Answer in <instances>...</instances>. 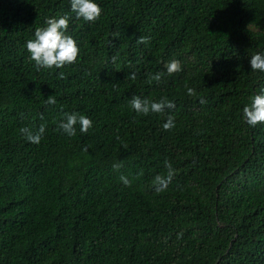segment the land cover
<instances>
[{"label":"trees","instance_id":"obj_1","mask_svg":"<svg viewBox=\"0 0 264 264\" xmlns=\"http://www.w3.org/2000/svg\"><path fill=\"white\" fill-rule=\"evenodd\" d=\"M95 2L86 22L70 0H0V264H264V123L243 116L264 88L249 63L264 53V0ZM65 14L78 62L37 70L26 41ZM133 96L175 108L145 116ZM65 112L93 127L69 137ZM41 124L39 144L20 132ZM165 160L175 175L158 191Z\"/></svg>","mask_w":264,"mask_h":264},{"label":"clouds","instance_id":"obj_2","mask_svg":"<svg viewBox=\"0 0 264 264\" xmlns=\"http://www.w3.org/2000/svg\"><path fill=\"white\" fill-rule=\"evenodd\" d=\"M70 6L76 19H83L86 22L97 21L103 13L102 7L96 3L95 0H70ZM70 19L71 18L67 14L59 16V18L50 17L45 21L46 26L37 27L35 29L34 38L26 41V49L37 70L60 69L78 62L80 53L79 45L73 36L68 34ZM148 41L149 37L145 36H141L137 39V43H147ZM112 61L115 63L116 56L112 57ZM249 63L253 72H264V53H255L251 56ZM164 67L169 76L182 71L181 62L178 59H172L166 62ZM164 74L163 72H158L154 75H149V83L153 80L159 83ZM58 78H65V74L60 72ZM128 78L134 80L136 74L131 73ZM187 92L189 96L196 95L195 90L192 88H188ZM56 102L54 95L49 96L45 100V103L48 105H55ZM205 102L206 101L203 99L200 100L202 104ZM129 103L133 110L145 116L149 113H164L166 109L175 108L174 102L167 98H162L159 102H155L147 98L142 99L139 96H133ZM243 116L246 122L252 127L257 126L259 123H264V88H261L258 94L250 97V103L243 108ZM42 118L41 116V119ZM174 121L175 117L169 115L167 117V122L163 124L164 130L169 131L174 128ZM77 124H79L82 133H87L89 129L93 127V121L86 115L77 112H65L62 114L57 124V129L62 130L63 133L72 137L76 135ZM45 129L46 124H41L38 129L22 127L20 132L29 142L39 144ZM84 151H87V148H85ZM164 164L168 169L167 175H157L153 181L158 191L166 189L175 175L171 163L165 160ZM121 167H123L121 163L113 164V168L117 171H119ZM120 180L125 186H131V181L127 176L122 174Z\"/></svg>","mask_w":264,"mask_h":264}]
</instances>
